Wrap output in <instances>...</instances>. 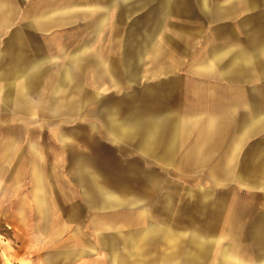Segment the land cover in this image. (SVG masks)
<instances>
[{
    "label": "crops",
    "instance_id": "obj_1",
    "mask_svg": "<svg viewBox=\"0 0 264 264\" xmlns=\"http://www.w3.org/2000/svg\"><path fill=\"white\" fill-rule=\"evenodd\" d=\"M0 264H264V0H0Z\"/></svg>",
    "mask_w": 264,
    "mask_h": 264
}]
</instances>
